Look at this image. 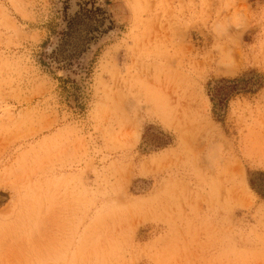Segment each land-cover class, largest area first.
Here are the masks:
<instances>
[{"label": "rangeland", "instance_id": "obj_1", "mask_svg": "<svg viewBox=\"0 0 264 264\" xmlns=\"http://www.w3.org/2000/svg\"><path fill=\"white\" fill-rule=\"evenodd\" d=\"M84 1L112 29L58 69ZM250 71L262 87L220 120L209 88ZM149 125L171 143L149 149ZM254 171L264 0H0V264H264Z\"/></svg>", "mask_w": 264, "mask_h": 264}, {"label": "trees", "instance_id": "obj_2", "mask_svg": "<svg viewBox=\"0 0 264 264\" xmlns=\"http://www.w3.org/2000/svg\"><path fill=\"white\" fill-rule=\"evenodd\" d=\"M62 27L57 32L56 43L50 47L46 58L56 68L74 72V65L80 64L84 55L104 34L112 29L110 17L105 9L95 1H84L78 4L77 10L67 13L64 7ZM249 77L253 78L249 81ZM262 87L258 73L250 71L235 78L216 80L208 90L213 113L222 120L223 112L231 97L238 93H255ZM156 129L149 140V149H161L171 143L170 136L152 125L147 126L143 139H148L150 130ZM147 137V138H146ZM248 183L261 198H264V172L254 171L249 174Z\"/></svg>", "mask_w": 264, "mask_h": 264}]
</instances>
